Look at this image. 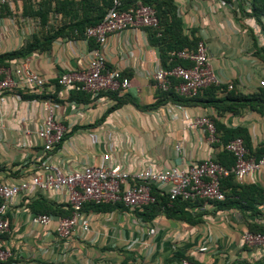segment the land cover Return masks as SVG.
Wrapping results in <instances>:
<instances>
[{"label":"crops","instance_id":"1","mask_svg":"<svg viewBox=\"0 0 264 264\" xmlns=\"http://www.w3.org/2000/svg\"><path fill=\"white\" fill-rule=\"evenodd\" d=\"M174 2L185 33L205 42L220 84H231L236 93L246 96L260 93L264 88V16L257 20L242 13L239 0ZM6 6L7 13L0 6V55L19 49L40 30L31 32L20 22L24 0ZM243 9L251 13L248 1L243 2ZM92 49L85 38L59 37L47 51L8 60L10 68L27 64L47 83L43 90H11L0 103V181L29 179L46 160L70 172L101 165L104 155H109V165L128 172L188 169L209 156L219 157L223 149L213 145L202 128L189 126L190 121L205 115L227 129L246 130L253 151L264 148V108L243 107L236 113L218 114L204 103L183 104L182 109L170 101L159 103L152 74L161 65L160 56L146 29L111 35L103 53L108 67L120 70L130 80L129 88L119 95L155 107L140 110L125 102L107 113L116 104L109 96L99 95L87 102L70 100V90L55 82L64 73L83 72ZM50 94L55 96V115L66 137L57 150L46 152L37 131L43 122L44 96ZM216 95L224 97L225 93L218 90ZM236 182L240 187H227V192L241 191L253 205L256 193L252 189L264 192V169ZM39 201L57 208L58 212L48 214L52 221L47 225L31 220L34 210L43 207ZM66 207V190L51 194L32 189L26 196L12 199L7 211L10 231L1 238L9 257L2 264H181L188 259L197 264H264V245L249 247L242 239L245 230L264 231V208L259 204L254 209L221 210L205 200L194 208L203 213V221L196 225L163 215L146 223L129 208L111 212L88 209L84 213L89 230L83 233L77 229L62 240L56 226ZM149 226L156 229L153 235L147 233Z\"/></svg>","mask_w":264,"mask_h":264},{"label":"built area","instance_id":"2","mask_svg":"<svg viewBox=\"0 0 264 264\" xmlns=\"http://www.w3.org/2000/svg\"><path fill=\"white\" fill-rule=\"evenodd\" d=\"M19 0H0V6L11 5ZM41 0H33L34 4ZM54 20L60 21L61 15H54ZM19 20L30 27L31 32L40 26L38 18L20 15ZM53 22V20H52ZM159 24L156 10L144 3L134 0L125 4L123 0H113L102 21L90 26L85 31V39H93L96 47L89 53V59L83 72H67L58 77V85L68 90L80 89L97 97L101 92L124 91L130 86V80L118 69L108 67L103 48L108 38L127 29L157 28ZM3 35L0 32V45ZM171 56L186 60L190 66L177 65L166 69L160 65L152 74V79L159 90L167 91L171 79H179L175 85L176 92L183 97H193L210 85H219L209 61L208 49L204 41H199L194 48H185L172 52ZM46 79L38 72L23 63L15 68L0 66V103L5 101L6 94L15 89L43 90ZM264 87V81H261ZM232 88V85L229 84ZM57 103L52 99L43 102L44 117L37 136L43 143V149L51 152L60 143L64 135V127L56 118ZM178 108H183L178 105ZM190 127H199L208 133L210 141H214L215 123L208 116H202L189 122ZM180 146L176 145V149ZM225 148L235 156V164L226 167L209 156L188 169L166 167L153 171L142 168L137 171H125L119 165H109V155H104L105 163L101 165H86L81 169L64 172L60 166L48 160L43 161L37 171L29 179L15 182L0 181V262H5L9 252L1 243L3 235L10 231V220L7 217L9 203L16 197L26 196L32 189L46 193L67 191V207L71 216L61 217L56 226L59 239L67 240L79 229L85 233L89 230V219L83 211L88 202L122 203L129 209L141 208L155 201L152 188L156 187L169 195L170 199L184 200L204 199L207 201H222L225 194L220 187V181L233 175L238 181L246 176L264 169V154L260 157L250 155L241 138H235L227 143ZM264 208V201L261 205ZM31 220L35 224L47 225L52 217L47 214H33ZM155 228L149 226L147 233L153 235ZM245 245L263 246L264 234L245 230L242 234ZM181 264H192L183 260Z\"/></svg>","mask_w":264,"mask_h":264},{"label":"trees","instance_id":"3","mask_svg":"<svg viewBox=\"0 0 264 264\" xmlns=\"http://www.w3.org/2000/svg\"><path fill=\"white\" fill-rule=\"evenodd\" d=\"M134 0H123L127 5ZM145 4L152 6L156 10V15L159 21L157 28H145L149 34L150 43L159 51L160 62L162 67L171 69L177 65L183 67L190 66L186 60L171 56L172 52L180 51L185 48H194L197 46L201 38L196 37L193 33H185L182 18L179 16L177 6L174 0H143ZM248 1L251 5V13H247L243 9V2ZM25 9L24 16L36 17L40 20V30L36 33L30 41L17 50L0 55V66L8 67V60L19 57H27L34 51L49 50L52 42L59 37L69 38H85V31L88 27L100 23L106 14L108 8L112 6L113 0H41L34 4L33 0H24ZM239 7L242 13L255 17L257 20L264 16V0H239ZM4 12H8L6 5H3ZM61 15L60 21L54 20V15ZM53 20V22H52ZM91 46L94 48L96 44L93 39H89ZM124 75V74H123ZM61 76V75H60ZM125 76V75H124ZM172 85L167 91L158 89L159 103L173 102L179 105L204 103L217 110L218 114L225 112L236 113L243 107H249L261 111L264 108V88L260 93L253 96H246L236 93L234 88L229 85H210L202 89L198 95L193 97H183L175 90L180 80L172 78ZM58 87V79L55 82ZM223 91L224 97H217V91ZM210 95L206 99L201 98L203 95ZM99 95L109 96L116 100V104L107 110V113L118 107L119 105L130 102L137 109H151L154 105L142 106L135 99L120 96L119 91L101 92ZM98 95V96H99ZM97 96V97H98ZM96 98V97H95ZM44 99H52L55 101L54 95H45ZM69 99L72 101L87 102L94 99L92 95L84 90L71 89ZM203 100V102H201ZM56 102V101H55ZM215 123V140L213 145H221L223 147L219 157L216 161L220 164L231 167L235 164V156L229 152L225 146L227 143L235 138H241L250 152L251 156L260 157L264 154V148L258 149L256 152L252 150L250 145V138L246 130L238 128L237 130L227 129L216 118H212ZM66 135L64 133L63 139L58 143L54 150H57L63 143ZM0 170H2L0 166ZM237 179L230 175L221 179L220 187L225 194V199L222 201H211L217 209L225 210L233 207L243 209H254L255 204L262 205L264 201V192L258 189H252L256 193L254 204L252 205L241 191H233L231 194L227 192V187H240ZM236 190V189H235ZM152 193L155 201L149 203L141 208L133 209L136 216L142 221L149 223L158 216H165L170 219L182 220L191 225H196L203 221V213L195 212L194 208L203 204L204 199L184 200L181 198L170 199L169 195L159 191L156 187L152 188ZM249 193V192H248ZM43 207L39 210H34V214H49L56 213L57 208L51 206L47 202H41ZM92 209L97 212H111L119 209H128L122 203H93L88 202L84 205L83 211ZM66 212L61 214L63 217L71 216V210L66 207ZM252 233H262L264 231H253ZM192 264H197L192 259H188ZM2 264V262H0ZM122 264H130L124 261Z\"/></svg>","mask_w":264,"mask_h":264}]
</instances>
